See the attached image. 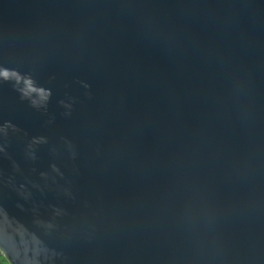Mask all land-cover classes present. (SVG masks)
<instances>
[{"label": "water", "instance_id": "95a60500", "mask_svg": "<svg viewBox=\"0 0 264 264\" xmlns=\"http://www.w3.org/2000/svg\"><path fill=\"white\" fill-rule=\"evenodd\" d=\"M10 264H264V0H0Z\"/></svg>", "mask_w": 264, "mask_h": 264}, {"label": "trees", "instance_id": "16d2710c", "mask_svg": "<svg viewBox=\"0 0 264 264\" xmlns=\"http://www.w3.org/2000/svg\"><path fill=\"white\" fill-rule=\"evenodd\" d=\"M0 264H10L8 259L0 251Z\"/></svg>", "mask_w": 264, "mask_h": 264}]
</instances>
